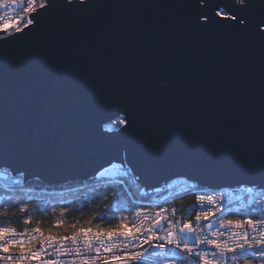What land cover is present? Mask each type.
Listing matches in <instances>:
<instances>
[{"label":"snow or ice","instance_id":"1","mask_svg":"<svg viewBox=\"0 0 264 264\" xmlns=\"http://www.w3.org/2000/svg\"><path fill=\"white\" fill-rule=\"evenodd\" d=\"M138 7L171 12L151 28L143 21L131 25L96 15L100 9ZM0 11L5 13L0 15V167L8 193L0 197V221L23 226L19 230L0 223V264H146L149 258L156 264H264V0H172L156 5L0 0ZM25 48L30 55L23 54ZM145 48L150 54L138 59ZM257 56L258 130L252 75ZM81 58L90 79L77 88ZM196 58L198 65L193 63ZM21 65L23 84L18 88L16 76L9 73ZM162 69L164 76L153 86ZM241 91L234 100L225 95L236 97ZM60 109L66 110L58 130L61 139L67 133L85 142L103 125L100 135L121 145L125 154L160 159L207 151L226 155L236 168L258 179L209 188L188 205L185 216L194 212V217L178 218V212H185L182 200L179 207L125 209L119 203L122 186L131 187L133 170L124 163L120 168L110 164L102 169L108 188H91L103 202L101 211L68 223L72 209L64 204L57 210L49 199L52 194L26 188V173L9 155L10 148L24 143L38 147ZM9 120L31 121L33 136L24 142L9 137ZM257 137L258 170L250 167ZM136 187L130 195L143 191L138 182ZM83 207L87 203L76 211ZM114 208L131 216L102 223ZM34 213H50L54 223L42 229L44 221H34Z\"/></svg>","mask_w":264,"mask_h":264},{"label":"water","instance_id":"2","mask_svg":"<svg viewBox=\"0 0 264 264\" xmlns=\"http://www.w3.org/2000/svg\"><path fill=\"white\" fill-rule=\"evenodd\" d=\"M107 2L156 5L170 3L172 0H107ZM256 2L259 3V0H256ZM170 12V9L164 7H138L100 9L96 15L119 18L121 22L131 25L143 21L148 28H151L160 24ZM23 54L25 56L30 55V49L25 48ZM149 54V50L145 48L138 54L137 58H146ZM123 58L127 59V54H124ZM193 63L198 65L199 58L193 60ZM128 66L134 69L131 61H129ZM77 69L80 73V79L74 81V86L79 88L83 86L85 80L90 79V74L83 58L77 65ZM120 70V65H117L114 72L118 75ZM22 71L23 67L21 65L16 68L14 74L9 73L10 76H16V87L18 88L23 84V80L20 79ZM252 75L256 84V96L253 97L255 104L253 115L258 130V56ZM163 76L164 69L153 77V86H157L159 79ZM243 94V91H241L237 93L236 97H233L231 93H225L227 97L233 100ZM9 99L11 100L12 97L10 96ZM225 107L227 108V105ZM65 114L66 110L60 109L56 116L48 122L47 129L43 134L44 138L38 147L32 148L24 143L23 147L10 148L9 155L12 162L15 167L22 169L26 173L27 182L37 179L47 185H59L67 182L88 181L100 178L96 174L113 163L126 164L129 169L133 170L132 174L134 177L139 178L138 183L140 186L147 190L160 188L165 183L177 178L194 182L200 189L204 190L227 185L237 187L236 181L258 179V175L247 174L236 168L233 161L226 155H213L207 151H202L195 155L180 153L174 157L160 159L130 153L125 154L121 145L109 141L100 135V132H103V125L100 126L99 131L93 130L91 138L85 142H81L78 138L67 133H65V138L61 139L58 135V130L63 125ZM35 119L36 117L33 116L32 120L34 121ZM5 127L9 137L17 138L21 142L33 136L35 132L34 124L31 121L16 124L9 120ZM258 149L257 137L256 157L250 162V167L257 170L259 167ZM0 184L6 186V176L2 167H0Z\"/></svg>","mask_w":264,"mask_h":264},{"label":"trees","instance_id":"3","mask_svg":"<svg viewBox=\"0 0 264 264\" xmlns=\"http://www.w3.org/2000/svg\"><path fill=\"white\" fill-rule=\"evenodd\" d=\"M107 180L104 178H94L88 181H76V182H67L59 185H47L40 180H31L25 184L26 188H31L35 193H50L52 194L49 199L52 203L57 205V210L60 206L67 204L70 209H72L71 214L67 217V222L71 223L76 219H80L81 222L83 220H87L91 216H93L96 212L101 211L102 200L97 198V193L91 191L92 186H96L98 191H103L108 188V185L105 183ZM39 185V186H38ZM123 195L120 196L119 203L125 209H131L135 211L139 207L149 206L150 203L146 200V198L142 196H132L130 195L131 188L128 185L122 186ZM120 191V189H117ZM203 190V189H202ZM8 193L6 191V186L0 184V197L6 196ZM196 190L185 191L180 195L176 196L173 200L175 204H179L182 200L184 205H189L194 202ZM95 198V202H93ZM2 202V201H0ZM33 204H36L37 201L33 200ZM84 203H87V207H83L82 211H76L77 208L82 207ZM107 203L115 205L117 202L113 200H109ZM131 216V212H120L115 208L112 212H108L105 216L104 221L102 223L107 224V222L111 219L113 223H115L114 218H118L121 215ZM34 221L37 219L43 220L44 223L39 225L42 229H46L50 224L54 223V217L50 215V213H42V214H33ZM47 216V219H45ZM96 221H94L95 223ZM0 223H12L13 226L17 227L19 230H22V224L17 221H0ZM32 226H36L35 223Z\"/></svg>","mask_w":264,"mask_h":264},{"label":"built area","instance_id":"4","mask_svg":"<svg viewBox=\"0 0 264 264\" xmlns=\"http://www.w3.org/2000/svg\"><path fill=\"white\" fill-rule=\"evenodd\" d=\"M24 6H26V5H24ZM9 11H11V9H9ZM15 11L17 14L21 13L22 7L15 9ZM4 14L5 13L3 11H0V15H4ZM113 164H115V166L117 168H120V165L118 163H113ZM100 173H101V175H99L100 178H104V179L107 178L106 176H104L102 174V171ZM128 179L132 181V185L130 187L131 190L133 192H137L136 184L138 181L135 179L134 175L132 174V176H130ZM189 185L191 187H188ZM140 188L143 191L138 192L137 196H142V197L146 198V200L150 203V205L139 207V208H145V209H150V210H155V209L160 208V207H163V208H171L172 206L179 207L180 203L175 204L173 202V200L176 196L180 195L181 193H183L185 191L196 190L195 196L198 194H201L203 191H207L204 189L203 190L200 189L194 182H191V181L183 179V178H177V179L171 180V181L165 183L163 186H161L160 188H157V189L147 190L145 188H142L141 186H140ZM145 193H147L146 196L144 195ZM165 201H167V203H165ZM194 203H195V199H194V202H192L189 205H194ZM183 207L185 209V212H178L177 213L178 218L181 216H185V213L188 212V205L183 204ZM233 209H234V211H238V205L234 204ZM194 215H195V213L192 212L190 216H185V218L191 219L192 217H194ZM216 222L218 223V221H216ZM205 223H207V222H203L201 226L203 227ZM146 264H156V261L154 258H149L146 261Z\"/></svg>","mask_w":264,"mask_h":264}]
</instances>
